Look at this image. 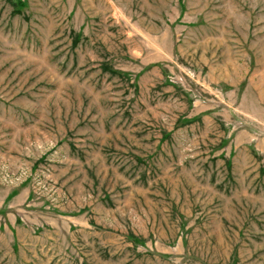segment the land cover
Wrapping results in <instances>:
<instances>
[{
  "label": "rangeland",
  "instance_id": "1",
  "mask_svg": "<svg viewBox=\"0 0 264 264\" xmlns=\"http://www.w3.org/2000/svg\"><path fill=\"white\" fill-rule=\"evenodd\" d=\"M0 264H264V0H0Z\"/></svg>",
  "mask_w": 264,
  "mask_h": 264
}]
</instances>
